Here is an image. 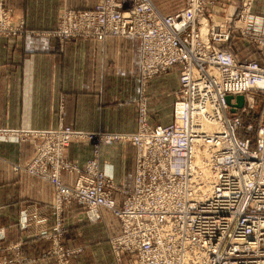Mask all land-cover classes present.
I'll list each match as a JSON object with an SVG mask.
<instances>
[{
	"label": "built area",
	"instance_id": "1",
	"mask_svg": "<svg viewBox=\"0 0 264 264\" xmlns=\"http://www.w3.org/2000/svg\"><path fill=\"white\" fill-rule=\"evenodd\" d=\"M2 1L0 37L25 31L23 23L12 25ZM213 3L186 0L184 8L165 14L152 0H100L91 8L64 9L57 28L46 31L61 41L136 38L144 80L179 71L168 124H151L142 101L131 132L69 125L29 132L47 139L61 135L57 149L47 147L31 166L51 180L56 208L76 200L91 221L102 208L119 219L120 233L110 241L116 264H264V120L253 142L239 136L242 115L254 108L255 95L264 96V27L251 12L252 0L235 9L233 20L201 22ZM235 34L254 56L234 54L228 43ZM237 95L244 96L243 105L230 112L226 96L235 103ZM21 132L0 129V139ZM74 139L91 143L92 156L83 165L65 159ZM121 141L135 151L129 188L116 183L99 161L102 145ZM43 158L50 173L36 167ZM63 172L75 174L72 183L63 181ZM64 259L61 264H68Z\"/></svg>",
	"mask_w": 264,
	"mask_h": 264
},
{
	"label": "crops",
	"instance_id": "2",
	"mask_svg": "<svg viewBox=\"0 0 264 264\" xmlns=\"http://www.w3.org/2000/svg\"><path fill=\"white\" fill-rule=\"evenodd\" d=\"M5 1L25 31L0 39V129H46L63 123L82 131H134L140 41L108 36L103 40L74 38L61 44L43 33L57 25L64 8H91L100 0ZM213 1L205 17L213 24H222L242 2ZM152 2L165 14L179 11L185 4V0ZM251 12L264 27V0H252ZM239 50L253 53L247 43L236 48ZM174 71L153 79L164 103L179 86ZM159 107L154 110L158 112ZM147 118L152 121L149 108ZM16 139H0V257L9 259L16 251L26 260L21 264H55L53 257L41 256L51 245L44 233L53 230L56 219L53 189L39 177L15 169L34 153L33 140ZM90 153L91 146L86 142H73L66 149V156L78 164ZM100 162L116 183L132 186L135 152L130 143L102 146ZM71 175L63 172V181L70 182ZM121 199L122 195L115 194L118 205ZM32 213L36 221L22 227L21 221ZM100 213L115 231L113 235L118 234V218L107 209ZM60 218L63 237L69 243L78 244L88 234L84 208L76 201L62 209ZM13 244L16 249H9Z\"/></svg>",
	"mask_w": 264,
	"mask_h": 264
},
{
	"label": "rangeland",
	"instance_id": "3",
	"mask_svg": "<svg viewBox=\"0 0 264 264\" xmlns=\"http://www.w3.org/2000/svg\"><path fill=\"white\" fill-rule=\"evenodd\" d=\"M243 1L244 0H242V2ZM2 4H3L4 8L9 12V16L8 15L7 16H8L9 21H11L12 25H19L20 23H22V21H16V19L13 16L12 8L6 4L5 0L2 1ZM185 4H186V0H185ZM185 4H184L183 8L185 7ZM211 5L212 4L208 5L209 8H211ZM64 9L66 10V9H75V8H64ZM63 10L61 11V13L58 16L57 25L52 29H48L47 31H53L57 28V26L59 24V19H61V15H62ZM208 12L209 11L204 12L203 16L200 17L199 20H201V22L205 21V19H206L205 17H207L206 14H208ZM234 15H235V13L233 14V17H234ZM228 17H231L233 20L232 14L229 15ZM216 25H221V24H216ZM0 26H1V24H0ZM204 29H205V27H203V31H204ZM43 33H46V35H47L46 31H44ZM233 33H236V30L234 27H232V34ZM16 35H18V34H16ZM16 35H14V36H16ZM7 37H9V36H7ZM233 37H234L233 38L234 40L231 39L229 41L228 45L230 44V48L236 56H241L244 54L243 51H241V50L236 51V48L242 46L245 43V41L241 40V37L239 34H237V35L235 34V35H233ZM1 38L2 37H0V39ZM57 39H58L59 43H61V44H63V42H65V41H61L59 38H57ZM252 56H254V55L252 54ZM174 70H176V72ZM177 70H178L177 68H173L170 71H174L175 72L174 77L178 78V80H179V71H177ZM170 71H168V72H170ZM161 75H164V74H161ZM161 75H157V76H154L148 80H144L141 73H140V68H139L138 93H137V97L135 99L136 114H137L140 103L142 101H144L146 104V108L147 109L149 108V112L151 114L152 121H154V122H152V121L150 122L148 120L151 124H168L169 122H171L172 115H173V103L175 101V91L178 89V87L173 91V95L170 96V99H167V102H165V103L162 102V99H160L158 97L159 92L155 91V89H154L155 85L153 83V79H155ZM254 103H255V99H254ZM157 106H162L161 108L159 107L160 110L158 112L156 110H154V108ZM170 109H171V111H170ZM253 109H251V111L248 114L244 113L242 115L243 121H244L245 117H248L249 115H251L254 112ZM260 118L261 119H260V122L258 124L257 123L256 124L248 123L247 125L252 124L251 128L247 129L244 127L242 129L243 131L241 130L239 132V136L247 137L250 140H252V142H253L257 127L264 120V111H263V113H261ZM136 122H137V115H136ZM63 125H65V124L58 123L54 127L46 128V129L56 130V129H58V127L63 126ZM135 128H136V125H135ZM5 130H10V129H5ZM18 130H21L22 134L19 135L16 140H30V139L33 140L34 153L30 159H28L27 161L23 162L20 165L15 166V169L23 170L30 175H35V176L39 177L40 179L48 182L52 186L50 179L46 178L41 173L33 172L31 169V166L34 163L35 157L40 155L47 147H49L50 151H52V150L55 151L57 149V146H58L57 138H60L61 135L59 133H57V134H54L53 135L54 137H52L51 139H47V138H44L41 136L32 135L33 133H29L31 129H18ZM36 130H44V129H36ZM24 133H27V134H24ZM6 135L7 136L3 137V139H5V138H16V137L11 136L10 134H6ZM250 136H254L253 139L250 138ZM73 142H78V143L86 142V143H89V145L91 146V143L86 141V140H75V139L72 140L68 144V146ZM102 146H105V145H102ZM36 147H39V149L41 150L40 153L37 155H36V151H37ZM91 149H92V147H91ZM91 153H92V150H91ZM91 153L84 160V162L82 164H78V163L70 160L66 156V151H65V159H66V161H68L70 163L72 162V163H75L78 165H83L86 162V160L92 156ZM100 153H101V149L99 152V161H100ZM100 164H101V162H100ZM46 166H47L46 160H45V158H43L42 163H39L36 167L38 169L45 170V172H47V173H50L51 170L47 169ZM74 178H75V174H72L71 175V181L70 182L64 181V182L66 184H70V183H72ZM52 189H53V196H54V198H53L54 199L53 210H54L56 219H55V224H54L53 230L49 233H44V236L50 239L51 245L49 246V248L46 251H44L42 253L41 256L42 257H46V256L53 257L55 260V264H61L63 255L67 258V259H64L63 261L65 262V260H67L68 264H116L115 257L112 254V252L110 253L111 249L109 247L111 246L110 245L111 239L120 233V221H119V233L113 235V233L115 231H113V229L111 230L108 227V223H107L106 218L104 216H103V218H102V216H100L99 219H97L95 221H91L86 217L85 207L81 203H79L78 201L72 200V201H76L77 203H79L84 208L85 218H86V220L88 222V226H89V229H88L89 232L86 236L81 237V239H80L81 241L78 244L77 243L71 244L67 241L65 236L63 237V231L65 229L61 225L60 213L62 211L61 208L63 209L64 207H66L67 204L71 203L72 201L67 202L64 205H62L60 209L56 208L55 207V190H54L53 186H52ZM102 209H105V208H102ZM30 221H32V222L36 221L34 213L26 216V218H24V220L21 221L22 227L28 228L29 227L28 224ZM9 249H16V245L15 244L11 245L9 247ZM24 261H26V260L22 259L19 255H17L16 251H13V256L9 259L0 257V264H21V262H24Z\"/></svg>",
	"mask_w": 264,
	"mask_h": 264
},
{
	"label": "trees",
	"instance_id": "4",
	"mask_svg": "<svg viewBox=\"0 0 264 264\" xmlns=\"http://www.w3.org/2000/svg\"><path fill=\"white\" fill-rule=\"evenodd\" d=\"M251 115L245 117L244 121L242 120V128L245 127L248 123L258 124L260 122L261 113L264 111V96L255 95L254 109ZM243 131V130H242ZM244 133V132H243ZM254 136H250L253 139Z\"/></svg>",
	"mask_w": 264,
	"mask_h": 264
},
{
	"label": "water",
	"instance_id": "5",
	"mask_svg": "<svg viewBox=\"0 0 264 264\" xmlns=\"http://www.w3.org/2000/svg\"><path fill=\"white\" fill-rule=\"evenodd\" d=\"M232 96H226V102L230 106V112H234L236 108H240L244 102L243 95L235 96V103H231Z\"/></svg>",
	"mask_w": 264,
	"mask_h": 264
}]
</instances>
